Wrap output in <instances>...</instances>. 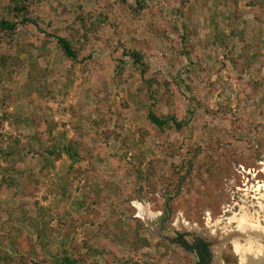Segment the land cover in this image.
<instances>
[{"label": "rangeland", "instance_id": "rangeland-1", "mask_svg": "<svg viewBox=\"0 0 264 264\" xmlns=\"http://www.w3.org/2000/svg\"><path fill=\"white\" fill-rule=\"evenodd\" d=\"M0 22V264L259 256L264 0H0Z\"/></svg>", "mask_w": 264, "mask_h": 264}, {"label": "bare ground", "instance_id": "bare-ground-1", "mask_svg": "<svg viewBox=\"0 0 264 264\" xmlns=\"http://www.w3.org/2000/svg\"><path fill=\"white\" fill-rule=\"evenodd\" d=\"M263 198H264V196L262 197V199ZM138 208H139L140 216L141 217H146V215L144 214V209L141 206H139ZM262 211L264 212V207H262ZM147 216H148V214H147ZM233 221H236L238 223V225H239L238 228H239V231L241 233L250 234L251 232H254L257 236L259 235V234H257L255 232L256 230L254 231V230H252V229L250 230L248 228V225H247L248 224L247 223L248 216L245 215V213H244V215L241 216V218H239L238 220L237 219H234ZM260 235L262 236V240L264 241V233L263 234H260ZM235 249H236L237 254L241 258V263L242 264H252V263H255V264H264V248L262 250H260V254H259V256L256 259H252L251 249L248 250L246 248L240 247L238 244H235Z\"/></svg>", "mask_w": 264, "mask_h": 264}, {"label": "flooded vegetation", "instance_id": "flooded-vegetation-1", "mask_svg": "<svg viewBox=\"0 0 264 264\" xmlns=\"http://www.w3.org/2000/svg\"><path fill=\"white\" fill-rule=\"evenodd\" d=\"M177 243L179 247L187 253H191L195 257L196 264H216L211 253L210 246L206 243V241L200 239L193 241L192 244H190L183 238H180L177 240ZM205 245L206 247H204Z\"/></svg>", "mask_w": 264, "mask_h": 264}, {"label": "trees", "instance_id": "trees-1", "mask_svg": "<svg viewBox=\"0 0 264 264\" xmlns=\"http://www.w3.org/2000/svg\"><path fill=\"white\" fill-rule=\"evenodd\" d=\"M0 28L1 29H13L14 27H12L11 25H9L8 23L5 22H0ZM62 48L64 50V52L66 53L67 56L71 57V58H75V53L73 52V50L70 48L69 44L65 41L61 42ZM153 121L156 123L157 126L159 127H164L168 124V121H160L157 119H153ZM183 237H181L182 239ZM206 247V245L204 246Z\"/></svg>", "mask_w": 264, "mask_h": 264}]
</instances>
